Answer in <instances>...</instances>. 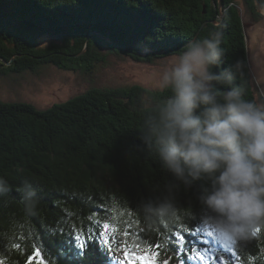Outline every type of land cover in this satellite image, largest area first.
I'll list each match as a JSON object with an SVG mask.
<instances>
[{"label":"trees","instance_id":"16d2710c","mask_svg":"<svg viewBox=\"0 0 264 264\" xmlns=\"http://www.w3.org/2000/svg\"><path fill=\"white\" fill-rule=\"evenodd\" d=\"M244 3L260 17L254 0ZM239 8L237 0H0V75L42 65L90 73L105 60L96 46L106 39L115 53L121 46L133 61L154 64L219 31L222 55L210 71L227 82L209 87L238 88L258 104ZM43 36L59 43L37 46ZM172 98L168 85H133L90 89L44 109L0 101V264H109L111 252H146L163 264H264V233L222 242L220 218L205 203L213 177L185 183L164 168L149 129ZM164 198L176 213L171 231L131 214ZM125 206L129 214L115 224ZM102 224L117 230L111 249Z\"/></svg>","mask_w":264,"mask_h":264},{"label":"clouds","instance_id":"9594fccd","mask_svg":"<svg viewBox=\"0 0 264 264\" xmlns=\"http://www.w3.org/2000/svg\"><path fill=\"white\" fill-rule=\"evenodd\" d=\"M221 43L217 31L172 58L164 81L173 98L149 133L164 168L178 179L214 178L205 203L220 218L222 242L232 247L264 233V105L244 99L238 88L222 93L209 87L227 82L210 71L221 58ZM128 214L127 206L116 209L114 223ZM131 214L166 231L176 215L167 198Z\"/></svg>","mask_w":264,"mask_h":264},{"label":"rangeland","instance_id":"374dc122","mask_svg":"<svg viewBox=\"0 0 264 264\" xmlns=\"http://www.w3.org/2000/svg\"><path fill=\"white\" fill-rule=\"evenodd\" d=\"M244 2L245 0H237L247 45L248 75L258 105H264V7L257 10L260 17H254ZM222 17L220 15L219 20ZM57 43L58 39H48L46 36L37 40V46H52ZM112 47H117L118 53L111 48L107 39L105 43L96 46L102 60H105L95 65L90 73L42 65L36 72L0 75V101L35 102L39 108L44 109L94 88L113 89L141 85L148 89H162L166 86L164 77L171 70L173 57L157 59L154 64H147L130 59L125 54L126 49L121 46ZM145 54L146 51L142 55ZM110 254L115 257L112 258L114 264H162L158 257L146 252L139 258L128 253Z\"/></svg>","mask_w":264,"mask_h":264},{"label":"snow or ice","instance_id":"6c2138e0","mask_svg":"<svg viewBox=\"0 0 264 264\" xmlns=\"http://www.w3.org/2000/svg\"><path fill=\"white\" fill-rule=\"evenodd\" d=\"M116 231L117 230L114 227H112L111 224H102L101 230L99 231V235H100L101 239L103 240L105 246L108 247L109 249H111L113 236L116 234ZM175 236H176V241H178L177 247L180 250H184L185 241H184L183 235H180L179 233H177ZM75 238L78 241H80V239H81V237L79 235L76 236ZM202 243L207 244V241H202ZM40 255H41L40 252H36V256H40ZM197 255H198L199 259H201V260L204 259V256L202 254L198 253Z\"/></svg>","mask_w":264,"mask_h":264},{"label":"water","instance_id":"95a60500","mask_svg":"<svg viewBox=\"0 0 264 264\" xmlns=\"http://www.w3.org/2000/svg\"><path fill=\"white\" fill-rule=\"evenodd\" d=\"M254 3L255 5L257 6V8L260 10L261 9V6H260V2L259 0H254ZM219 7H220V11L222 10V5H221V2L219 1ZM222 19V18H221ZM141 56V55H140ZM143 57V55H142Z\"/></svg>","mask_w":264,"mask_h":264},{"label":"bare ground","instance_id":"6f19581e","mask_svg":"<svg viewBox=\"0 0 264 264\" xmlns=\"http://www.w3.org/2000/svg\"><path fill=\"white\" fill-rule=\"evenodd\" d=\"M115 258V257H114ZM115 260V259H114Z\"/></svg>","mask_w":264,"mask_h":264}]
</instances>
